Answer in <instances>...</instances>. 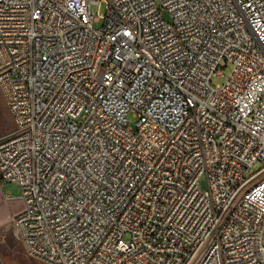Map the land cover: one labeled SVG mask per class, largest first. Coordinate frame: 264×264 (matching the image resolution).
<instances>
[{"label": "built area", "instance_id": "obj_1", "mask_svg": "<svg viewBox=\"0 0 264 264\" xmlns=\"http://www.w3.org/2000/svg\"><path fill=\"white\" fill-rule=\"evenodd\" d=\"M0 92L27 256L264 264V0H0Z\"/></svg>", "mask_w": 264, "mask_h": 264}, {"label": "rangeland", "instance_id": "obj_2", "mask_svg": "<svg viewBox=\"0 0 264 264\" xmlns=\"http://www.w3.org/2000/svg\"><path fill=\"white\" fill-rule=\"evenodd\" d=\"M98 10V5L91 6L92 13H97ZM100 12L104 13L103 5L100 7ZM94 25L99 28L102 26V22H96ZM230 71L231 66L228 65L222 70V73L226 76ZM223 80L224 77L216 76L213 78L212 83L215 85ZM14 130L15 123L0 92V137L9 135ZM261 166L260 163H256L254 170L257 171ZM263 176L261 175L254 182ZM5 195H8L10 199H7ZM20 196L21 188L17 183L6 182L0 177V262L1 264H45L25 254L23 245L13 228V217L22 208Z\"/></svg>", "mask_w": 264, "mask_h": 264}, {"label": "trees", "instance_id": "obj_3", "mask_svg": "<svg viewBox=\"0 0 264 264\" xmlns=\"http://www.w3.org/2000/svg\"><path fill=\"white\" fill-rule=\"evenodd\" d=\"M8 108V107H7ZM4 114L6 115V113L4 112Z\"/></svg>", "mask_w": 264, "mask_h": 264}, {"label": "water", "instance_id": "obj_4", "mask_svg": "<svg viewBox=\"0 0 264 264\" xmlns=\"http://www.w3.org/2000/svg\"><path fill=\"white\" fill-rule=\"evenodd\" d=\"M0 264H1V262H0Z\"/></svg>", "mask_w": 264, "mask_h": 264}]
</instances>
